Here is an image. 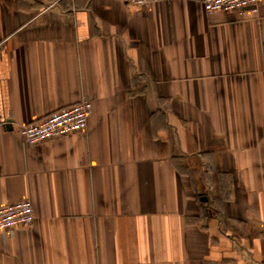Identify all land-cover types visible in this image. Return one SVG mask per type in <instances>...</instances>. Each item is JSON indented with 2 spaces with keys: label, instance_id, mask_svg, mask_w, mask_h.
<instances>
[{
  "label": "crops",
  "instance_id": "0c3cea01",
  "mask_svg": "<svg viewBox=\"0 0 264 264\" xmlns=\"http://www.w3.org/2000/svg\"><path fill=\"white\" fill-rule=\"evenodd\" d=\"M88 99L87 127L18 126ZM0 264H264V0H0Z\"/></svg>",
  "mask_w": 264,
  "mask_h": 264
},
{
  "label": "built area",
  "instance_id": "2783aa9c",
  "mask_svg": "<svg viewBox=\"0 0 264 264\" xmlns=\"http://www.w3.org/2000/svg\"><path fill=\"white\" fill-rule=\"evenodd\" d=\"M143 5L162 0H126ZM200 3L207 13L236 12L244 14L246 8L256 11L263 0H193ZM92 102H80L55 110L39 120L20 124L18 132L28 143L54 138L83 130L87 127ZM34 207L29 199L18 200L0 206V229L10 233L19 226H28L34 220Z\"/></svg>",
  "mask_w": 264,
  "mask_h": 264
}]
</instances>
